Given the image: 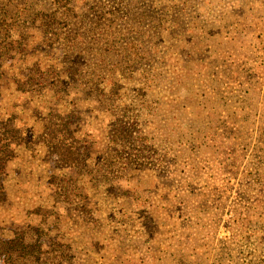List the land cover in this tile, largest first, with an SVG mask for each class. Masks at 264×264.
<instances>
[{"label": "rangeland", "instance_id": "rangeland-1", "mask_svg": "<svg viewBox=\"0 0 264 264\" xmlns=\"http://www.w3.org/2000/svg\"><path fill=\"white\" fill-rule=\"evenodd\" d=\"M115 1L126 17H140L137 28L122 21L116 37L96 32L74 55L88 68L74 73L63 38L46 41L41 14L84 0H0L8 30L0 35V133L21 134L5 154L0 238L24 233L45 251L57 240L60 264H264V70L252 85L235 68L245 42L249 58L264 63V0ZM183 28H191L185 39ZM137 31L160 51L154 60L164 56L150 86L122 56ZM115 87L121 107L111 101ZM57 111L81 141L76 170L42 142ZM124 119L146 142L121 148L113 175L104 161L111 128ZM152 151L160 161L142 163ZM52 176L72 183L69 200Z\"/></svg>", "mask_w": 264, "mask_h": 264}, {"label": "trees", "instance_id": "trees-1", "mask_svg": "<svg viewBox=\"0 0 264 264\" xmlns=\"http://www.w3.org/2000/svg\"><path fill=\"white\" fill-rule=\"evenodd\" d=\"M84 1L85 2L83 3V5L78 6H71L69 5V3L68 5L63 3L60 7H56L57 13H54V15L44 13L41 14V17L46 16L44 18V33L46 35V41L56 42L63 38L61 45H63L65 49H68L73 54L72 60L69 62V67L70 70H72L74 73L75 71L83 70V65H85V68H88L86 64H83L84 58H81L80 56L74 57V55L85 54L81 52V50L85 46V43L90 44L92 43V41L96 40V32H99L102 35V37L98 39L106 37L104 34L106 31L116 37L117 34L121 32L115 30L118 26V22H129L130 24H133L134 28H137L134 22H138V20L140 19V17L138 16L128 18L124 14H122V5L121 3L118 4L115 0H112V6H107V3L104 2L106 0ZM136 5H138V7L135 8L137 10L140 8V5L137 2ZM136 13L138 12L135 11L133 14ZM51 23H54L55 25L51 26ZM6 24L7 23L0 21V35H8ZM3 29L4 32L2 31ZM190 32L191 28H183V39H185L188 36L187 34H189ZM122 34L123 36H125V34L128 35L129 33L122 32ZM135 34L136 35H132V37L135 38L133 40V44H131L130 42H126V45H129L127 47L129 49L125 47L124 39L122 40V45H124V47L122 48V56L127 57L129 60H131L133 64L132 69H134V71L140 70L144 72L145 83L147 84V86H150L152 84L151 80H153L154 78L152 70H158V66L162 65L164 56L160 55V58L158 57L154 60L152 54L154 51H157V46L155 44L149 45L147 41L144 42L145 39L140 37L141 33H139L138 31ZM4 45L5 44H3V46ZM108 48L109 46L106 43V47L104 48V50L102 49V51L108 52ZM243 48L244 49H242L241 51L242 54H244L243 57L246 60L242 61V59L241 61H237L235 68L239 69L241 72H245L246 75H249L247 80L252 83V85H257L258 78L254 77L257 76L256 71H258L259 68L260 70H264V63L261 62L262 60H260V63L256 62V59L254 62L249 58L251 57V55L255 54V52L248 47L247 42H245V47ZM157 52L160 54V51ZM167 59L171 60L170 57H168ZM62 61L64 62V60ZM99 65H101V63ZM132 69H127L122 65L119 66L117 70ZM36 71H38V69ZM115 75L116 74L114 73V79L116 78ZM56 79L54 75L50 82H55L54 85L57 83L61 84L60 76H57ZM30 80L32 81L33 78ZM113 84L116 85L115 83ZM44 86L45 82L43 83V87ZM115 89L116 87L114 88V90ZM110 93H115L113 99L111 98V101L119 106V104H121L123 101V97L118 95L117 90L113 91V93ZM56 97H60L63 99L64 96L60 92H56L54 95V99ZM108 102H110V97L108 98ZM50 117L51 118L49 126L42 136V142L44 146L52 155L57 158L58 162H60L63 167L70 168L72 170L78 169L82 161V154L80 151L81 141L75 136V129L72 126L69 114H64L60 111H57L54 114H50ZM20 137L21 134L18 130H4L0 133V180L5 167V154L10 145H12V142ZM135 140L146 142V137L143 136L142 132H140L136 126L127 121V119L122 120L114 128H111V134L109 136V142L110 144H112L111 151L109 152V154L111 155L108 154L105 157L104 161L105 166L110 169V173H112L113 175H119L118 164L116 161L119 160L120 156L122 157L123 150L121 148H129V144L134 142ZM131 149L132 148H129V150ZM220 150L222 149L220 148ZM230 150L235 151L234 148H231ZM148 153H150L149 158L152 159V162L146 161L142 163L149 164L153 163V160H155L156 162L160 161L158 156L154 154L153 151ZM222 164L224 165V162H222ZM50 183L54 188L56 187L58 191L63 193L65 200H69L71 195L70 187H72L71 182L65 179H61L57 176H52V178L50 179ZM66 189H68L69 191L66 192ZM152 218L154 219V221L158 220L156 217ZM26 239L27 237L24 236V233L21 234L19 232L17 234H14V236L11 238H0V264H47V262H45L46 259L42 257L45 252H47V257L48 259L50 258L49 261L51 263L57 261L58 264H60L58 256L62 257L60 247L63 246L60 242H57V240L54 241L49 249L45 251L43 245H38L36 241L32 242L27 241ZM40 246L42 247V251L40 250Z\"/></svg>", "mask_w": 264, "mask_h": 264}]
</instances>
